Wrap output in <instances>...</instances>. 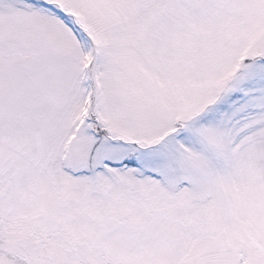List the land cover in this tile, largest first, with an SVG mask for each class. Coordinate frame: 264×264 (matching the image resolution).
Wrapping results in <instances>:
<instances>
[{"label": "snow or ice", "instance_id": "snow-or-ice-1", "mask_svg": "<svg viewBox=\"0 0 264 264\" xmlns=\"http://www.w3.org/2000/svg\"><path fill=\"white\" fill-rule=\"evenodd\" d=\"M0 264H264V0H0Z\"/></svg>", "mask_w": 264, "mask_h": 264}]
</instances>
